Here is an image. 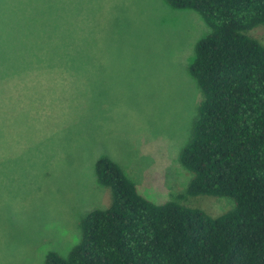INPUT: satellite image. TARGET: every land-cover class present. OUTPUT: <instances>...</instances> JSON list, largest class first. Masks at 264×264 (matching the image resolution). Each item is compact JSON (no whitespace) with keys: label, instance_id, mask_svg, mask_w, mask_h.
Listing matches in <instances>:
<instances>
[{"label":"rangeland","instance_id":"rangeland-1","mask_svg":"<svg viewBox=\"0 0 264 264\" xmlns=\"http://www.w3.org/2000/svg\"><path fill=\"white\" fill-rule=\"evenodd\" d=\"M40 1L0 0V264L67 256L82 218L110 203L101 156L154 202L233 208L188 194L179 160L202 99L188 71L209 32L200 14L166 0H69L64 33L33 9ZM248 34L264 44V25Z\"/></svg>","mask_w":264,"mask_h":264},{"label":"trees","instance_id":"trees-1","mask_svg":"<svg viewBox=\"0 0 264 264\" xmlns=\"http://www.w3.org/2000/svg\"><path fill=\"white\" fill-rule=\"evenodd\" d=\"M65 1L33 9L53 18L51 30L70 33ZM166 2L198 12L209 28L188 67L202 99L179 153L191 173L187 193L230 197L234 207L211 216L176 200L154 202L101 156L94 171L109 205L82 218L66 257L49 251L43 264H264V44L248 34L264 25V0Z\"/></svg>","mask_w":264,"mask_h":264}]
</instances>
